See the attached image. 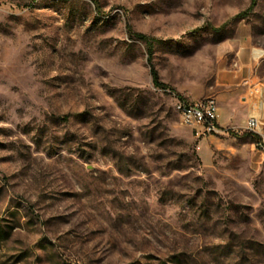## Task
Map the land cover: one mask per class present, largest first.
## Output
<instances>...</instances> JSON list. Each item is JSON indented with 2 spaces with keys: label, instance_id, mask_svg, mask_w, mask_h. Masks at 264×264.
<instances>
[{
  "label": "rangeland",
  "instance_id": "374dc122",
  "mask_svg": "<svg viewBox=\"0 0 264 264\" xmlns=\"http://www.w3.org/2000/svg\"><path fill=\"white\" fill-rule=\"evenodd\" d=\"M0 0V264H264V0ZM238 13L242 17L234 18ZM154 38L152 65L145 44ZM215 98L218 130L176 101Z\"/></svg>",
  "mask_w": 264,
  "mask_h": 264
},
{
  "label": "built area",
  "instance_id": "2783aa9c",
  "mask_svg": "<svg viewBox=\"0 0 264 264\" xmlns=\"http://www.w3.org/2000/svg\"><path fill=\"white\" fill-rule=\"evenodd\" d=\"M175 106L178 118L186 126L199 130L201 134H210L218 130V107L215 98L207 97L195 101L179 98ZM245 129L253 136V144L264 152V127H260L255 117L245 120Z\"/></svg>",
  "mask_w": 264,
  "mask_h": 264
},
{
  "label": "trees",
  "instance_id": "16d2710c",
  "mask_svg": "<svg viewBox=\"0 0 264 264\" xmlns=\"http://www.w3.org/2000/svg\"><path fill=\"white\" fill-rule=\"evenodd\" d=\"M255 1L256 0H251L250 8L253 7ZM243 14L244 13H238L234 18L242 17ZM129 32L131 33L132 36H134L138 40L142 41L146 46L147 60H148V63L150 65V75H151V81H152L153 86L155 88L165 89V85L159 80L158 73L152 65V55H153V51H154L155 39L151 38L145 34H142V33L131 32L130 30H129ZM251 137L253 138V136H251Z\"/></svg>",
  "mask_w": 264,
  "mask_h": 264
},
{
  "label": "bare ground",
  "instance_id": "6f19581e",
  "mask_svg": "<svg viewBox=\"0 0 264 264\" xmlns=\"http://www.w3.org/2000/svg\"><path fill=\"white\" fill-rule=\"evenodd\" d=\"M177 110H178V108H177Z\"/></svg>",
  "mask_w": 264,
  "mask_h": 264
}]
</instances>
